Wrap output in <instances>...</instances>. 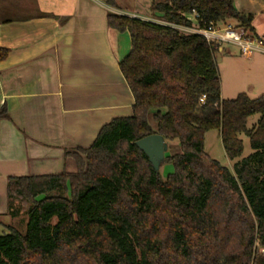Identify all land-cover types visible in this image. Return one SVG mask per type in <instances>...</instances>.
<instances>
[{"label":"trees","instance_id":"obj_1","mask_svg":"<svg viewBox=\"0 0 264 264\" xmlns=\"http://www.w3.org/2000/svg\"><path fill=\"white\" fill-rule=\"evenodd\" d=\"M151 10L149 20L107 13L130 37L119 69L132 114L71 153L76 172L7 178V214L27 218L24 233L4 226L0 264H264V93L221 98L219 47L177 29L234 21L254 38L253 15L233 0H164ZM210 130L230 160L242 153L241 134L252 152L229 169L204 151ZM153 133L178 142L161 163L174 168L164 180L135 144Z\"/></svg>","mask_w":264,"mask_h":264},{"label":"crops","instance_id":"obj_2","mask_svg":"<svg viewBox=\"0 0 264 264\" xmlns=\"http://www.w3.org/2000/svg\"><path fill=\"white\" fill-rule=\"evenodd\" d=\"M233 5L252 13L260 35L254 21L264 0ZM107 13L138 17L118 0H0V217L9 216V176L76 172L71 153L132 114L119 69L130 37L108 26Z\"/></svg>","mask_w":264,"mask_h":264},{"label":"rangeland","instance_id":"obj_3","mask_svg":"<svg viewBox=\"0 0 264 264\" xmlns=\"http://www.w3.org/2000/svg\"><path fill=\"white\" fill-rule=\"evenodd\" d=\"M164 0H118V6L126 12H135L138 17L149 20L152 18L151 4ZM255 1V0H254ZM237 6V5H236ZM228 23L233 24V21ZM234 25V24H233ZM257 32L262 35L264 32V14H258L254 21ZM220 50H215V60L220 78V96L224 99L236 97L239 93H246L251 98H256L264 93V52L255 51L250 58L240 54L238 46L223 42ZM259 115L254 114L248 117L247 127L250 128L256 123ZM243 150L239 157L230 160L223 149L220 135L216 130H210L204 135V151L220 164L233 168V165L248 156L252 149L248 138L241 134ZM171 147V148H170ZM178 150V142L168 144V153ZM173 165L169 162L163 163L159 169V176L165 179L173 172ZM26 215L21 213L15 217H0V234L5 231V225L15 227L19 232L24 233Z\"/></svg>","mask_w":264,"mask_h":264},{"label":"built area","instance_id":"obj_4","mask_svg":"<svg viewBox=\"0 0 264 264\" xmlns=\"http://www.w3.org/2000/svg\"><path fill=\"white\" fill-rule=\"evenodd\" d=\"M193 20V17H190ZM177 29L185 33H197L202 35L207 42L213 44L214 47H219L223 42L231 43L238 46L240 54L246 58H250L255 51L264 52V34L258 37L250 38L249 32L235 24L224 23L221 26L210 25L205 28L183 27ZM205 95H201L199 101L204 102Z\"/></svg>","mask_w":264,"mask_h":264},{"label":"water","instance_id":"obj_5","mask_svg":"<svg viewBox=\"0 0 264 264\" xmlns=\"http://www.w3.org/2000/svg\"><path fill=\"white\" fill-rule=\"evenodd\" d=\"M135 144L147 156L152 168L158 173L168 149L164 138L160 134L153 133L138 139Z\"/></svg>","mask_w":264,"mask_h":264}]
</instances>
